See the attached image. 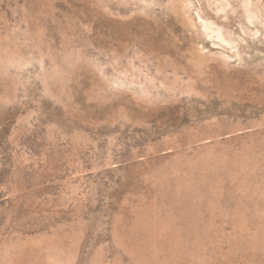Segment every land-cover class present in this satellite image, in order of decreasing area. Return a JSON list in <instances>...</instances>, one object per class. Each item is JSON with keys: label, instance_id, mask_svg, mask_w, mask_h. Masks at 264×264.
<instances>
[{"label": "rangeland", "instance_id": "374dc122", "mask_svg": "<svg viewBox=\"0 0 264 264\" xmlns=\"http://www.w3.org/2000/svg\"><path fill=\"white\" fill-rule=\"evenodd\" d=\"M0 264H264V0H0Z\"/></svg>", "mask_w": 264, "mask_h": 264}, {"label": "bare ground", "instance_id": "6f19581e", "mask_svg": "<svg viewBox=\"0 0 264 264\" xmlns=\"http://www.w3.org/2000/svg\"><path fill=\"white\" fill-rule=\"evenodd\" d=\"M243 2H245V1H243ZM245 5L246 6H244L245 7V9H246V13H248V14H252V10H250L249 8H248V5H249V2H246L245 3ZM200 19V18H199ZM201 20V19H200ZM210 26V25H209ZM208 26V27H209ZM211 28H213V27H211ZM214 29V28H213ZM220 29V28H219ZM206 30V29H205ZM211 30V29H210ZM229 31V30H228ZM207 32H208V30H207ZM211 32L212 33H216L217 34V39H219L221 42H223V43H225L226 45H234V44H232L233 43V40L231 39V36H230V34L228 33V32H226L225 34H227V36L226 35H223L219 30H218V27H217V29L215 30L214 29V31L213 30H211ZM224 32V31H223ZM225 36V37H224ZM235 42V41H234ZM232 46H229L230 48L232 47Z\"/></svg>", "mask_w": 264, "mask_h": 264}]
</instances>
